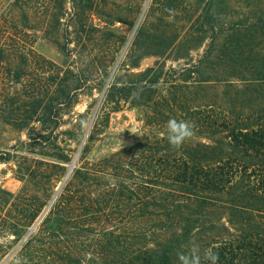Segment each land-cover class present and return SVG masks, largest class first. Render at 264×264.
Here are the masks:
<instances>
[{
    "label": "trees",
    "instance_id": "obj_1",
    "mask_svg": "<svg viewBox=\"0 0 264 264\" xmlns=\"http://www.w3.org/2000/svg\"><path fill=\"white\" fill-rule=\"evenodd\" d=\"M80 1L0 0V55L15 46L27 63L34 55L31 18L47 20L46 9L59 10L58 23L59 16H69L65 31L84 29L76 18ZM258 1L245 3L236 19L226 18L223 31L216 14H208L211 42L168 82L165 94L152 89L161 80L158 68L117 88L124 95L145 83L137 96L144 109L142 139L75 169L20 244L21 264H180L178 253H186L191 241L201 254L217 252V264H264V1ZM70 44L64 38L59 47L71 55ZM65 74L70 84L60 97L70 112L80 82L73 81V71ZM31 89L16 121L20 129L35 121L52 124L60 105L47 99L50 85ZM147 97L151 102L141 103ZM105 118L103 113L100 120ZM171 118L194 126L178 149L167 139ZM99 130L94 126L89 143Z\"/></svg>",
    "mask_w": 264,
    "mask_h": 264
},
{
    "label": "rangeland",
    "instance_id": "obj_2",
    "mask_svg": "<svg viewBox=\"0 0 264 264\" xmlns=\"http://www.w3.org/2000/svg\"><path fill=\"white\" fill-rule=\"evenodd\" d=\"M256 1L81 0L76 18L86 25L77 31L70 27L69 32L65 31L69 16H59L58 23L55 7L44 10L51 13L48 21L38 15L31 18L27 32L34 55L26 63L15 46L0 55V264L19 259L25 235L82 162L97 161L142 139L144 109L137 96L145 83L133 85L124 95L117 88L137 81L146 69L158 68L161 80L152 89L165 94L168 82L179 76L184 64H194L211 42V24L204 18L216 14L215 24L222 30L226 18L236 19L247 10L246 4ZM64 38L71 42V55L59 47ZM223 40L220 37L219 44ZM67 70L73 71V81L80 82L70 112L60 97L70 84ZM49 85L47 99L60 104L52 124L35 121L20 129L16 121L31 101L26 92L45 91ZM207 92V87L201 91ZM150 98L141 103H150ZM96 125L100 130L89 143ZM74 159L75 167L63 182Z\"/></svg>",
    "mask_w": 264,
    "mask_h": 264
},
{
    "label": "clouds",
    "instance_id": "obj_3",
    "mask_svg": "<svg viewBox=\"0 0 264 264\" xmlns=\"http://www.w3.org/2000/svg\"><path fill=\"white\" fill-rule=\"evenodd\" d=\"M171 11V10H169ZM167 139L173 148H180L185 141L189 140L194 135V126L186 120H177L171 118L167 121ZM135 132V130H132ZM219 254L211 248L205 249L201 254L200 246L191 241L189 249L186 253H178L180 264H217ZM14 264H21L20 259H16Z\"/></svg>",
    "mask_w": 264,
    "mask_h": 264
},
{
    "label": "water",
    "instance_id": "obj_4",
    "mask_svg": "<svg viewBox=\"0 0 264 264\" xmlns=\"http://www.w3.org/2000/svg\"><path fill=\"white\" fill-rule=\"evenodd\" d=\"M74 167H75V159L73 160V162L69 165V167H68V170H67V172H66V174H65V177H64V180H63V182H65L68 178H69V176H70V174H71V172H72V170L74 169ZM58 193H59V190H58V192L54 195V197L52 198V200L50 201V203L48 204V206H47V208L45 209V211H44V213L42 214V216L39 218V220L29 229V231L27 232V234L25 235V237H24V239L22 240V242L24 241V240H26L35 230H36V227L38 226V223L40 222V220L42 219V217H44V215L47 213V211L49 210V208L51 207V205L54 203V201H55V199H56V197H57V195H58ZM21 242V243H22Z\"/></svg>",
    "mask_w": 264,
    "mask_h": 264
}]
</instances>
